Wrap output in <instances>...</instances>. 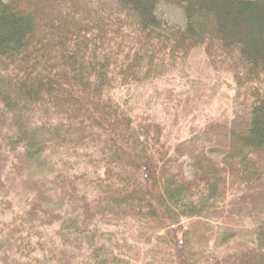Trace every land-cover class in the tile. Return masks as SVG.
Masks as SVG:
<instances>
[{
	"label": "trees",
	"instance_id": "1",
	"mask_svg": "<svg viewBox=\"0 0 264 264\" xmlns=\"http://www.w3.org/2000/svg\"><path fill=\"white\" fill-rule=\"evenodd\" d=\"M160 3L177 6L183 26H167ZM194 49L231 72L233 117L222 145L181 143L167 157L151 148L157 124L150 133L134 123L111 94L162 77ZM180 154L189 180L169 169ZM50 198L65 209L41 208ZM242 214L264 215V0H0V264H45L72 244L64 264H83L81 248L87 264L124 263L112 240L96 247V220H134L157 236L181 218ZM253 225L252 246L229 254L232 264H264V217ZM47 227L60 239L36 258Z\"/></svg>",
	"mask_w": 264,
	"mask_h": 264
},
{
	"label": "rangeland",
	"instance_id": "2",
	"mask_svg": "<svg viewBox=\"0 0 264 264\" xmlns=\"http://www.w3.org/2000/svg\"><path fill=\"white\" fill-rule=\"evenodd\" d=\"M156 13L169 27H179L184 24L182 11L175 5L160 3ZM208 64L203 50L194 49L187 58L178 62L173 70L165 72L162 77L145 84L132 83L128 88L129 91L115 90L111 94L112 98L117 101L120 107L127 108V115L131 116L134 123L145 127L148 132L157 133L151 126L157 124L160 128L158 134L161 136V140L158 143L155 142L151 148L154 149L161 145L160 147L164 151L167 150V157L183 150L182 144L184 146L195 144L201 148L205 146L206 150L211 144L222 145L223 135L220 127L223 122L228 124L233 117L231 107L234 85L231 72L211 67ZM190 138L194 140L186 144L185 142ZM213 156L218 158L217 155ZM93 168L90 164H83L78 170L89 174ZM169 169L174 174L179 173L178 178L182 179L189 180L194 174V170L190 166V159L185 154L176 155L169 164ZM40 174L36 173L38 177ZM81 178L85 180L84 176ZM229 189L235 191L236 184L233 183ZM244 192L245 190L242 188L241 193ZM52 202L50 198L48 204L45 202L40 207L50 212L65 209L64 206L56 208ZM263 217L264 215L259 217V221ZM67 218L69 220L77 219V217L69 215ZM230 218V221L225 220V223H219L213 219L209 220V223H200L196 218H181L180 222L173 227L174 229L167 230L168 234L157 229L159 230L157 234L161 236L151 235L149 227L134 220L124 219L108 225L96 220V247L104 243V239L112 240L115 246L114 254L119 253L125 260L124 263L119 261L118 264H190V262L193 264H232L233 260L229 258V254H237L236 251L241 252L242 244L252 246L253 224L259 221L256 222V218L247 219L245 214L236 219ZM51 226L55 227V225L49 227ZM49 227L45 228L40 236L46 243L38 251L37 256L39 257L36 258H41L42 254L49 253L48 246H51V242L47 240L48 237L54 236L53 240L55 241L60 239L56 235V230ZM72 229L74 228H67L65 232H70ZM239 231H241V236L238 238ZM103 233L104 236L111 235V239L107 236L102 237ZM222 233L225 236L217 245L216 237L219 241ZM29 234L36 235L35 233ZM72 240V238L69 239V242L71 243ZM57 243L58 241L55 244ZM72 246L75 251L74 247H79L72 244L65 250L58 248L54 256L49 255L45 264H64L65 261H60L61 255L69 253L68 250ZM107 248H110V245H107ZM84 250L88 254L91 252L90 249ZM67 256L69 255L67 254ZM87 256L82 253V248L80 253H76V258L83 264H87V258H84ZM39 262L43 261L39 260ZM22 264L30 263L24 259ZM31 264H36V261Z\"/></svg>",
	"mask_w": 264,
	"mask_h": 264
},
{
	"label": "bare ground",
	"instance_id": "3",
	"mask_svg": "<svg viewBox=\"0 0 264 264\" xmlns=\"http://www.w3.org/2000/svg\"><path fill=\"white\" fill-rule=\"evenodd\" d=\"M182 14H183V12H182ZM184 16V15H183Z\"/></svg>",
	"mask_w": 264,
	"mask_h": 264
}]
</instances>
